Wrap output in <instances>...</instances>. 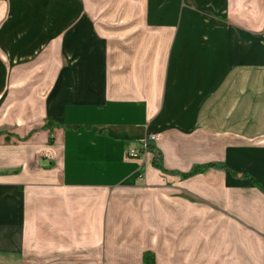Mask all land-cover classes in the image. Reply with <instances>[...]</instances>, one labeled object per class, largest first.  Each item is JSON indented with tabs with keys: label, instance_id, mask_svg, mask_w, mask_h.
<instances>
[{
	"label": "crops",
	"instance_id": "0c3cea01",
	"mask_svg": "<svg viewBox=\"0 0 264 264\" xmlns=\"http://www.w3.org/2000/svg\"><path fill=\"white\" fill-rule=\"evenodd\" d=\"M6 257L264 264V0H0Z\"/></svg>",
	"mask_w": 264,
	"mask_h": 264
},
{
	"label": "trees",
	"instance_id": "16d2710c",
	"mask_svg": "<svg viewBox=\"0 0 264 264\" xmlns=\"http://www.w3.org/2000/svg\"><path fill=\"white\" fill-rule=\"evenodd\" d=\"M149 147L153 148L151 145H149ZM160 152L156 151V156L154 157V160H153V164L154 166H156L157 168H159L160 170H164V168L162 167L161 163H160ZM207 166H215V164H209ZM202 170V167H195L190 173L184 175V177H187V176H191V175H194L198 172H200ZM256 183V182H255ZM257 186H261L260 184L256 183Z\"/></svg>",
	"mask_w": 264,
	"mask_h": 264
},
{
	"label": "built area",
	"instance_id": "2783aa9c",
	"mask_svg": "<svg viewBox=\"0 0 264 264\" xmlns=\"http://www.w3.org/2000/svg\"><path fill=\"white\" fill-rule=\"evenodd\" d=\"M154 138L155 137L152 136L151 140H153ZM143 146H144V148L149 146V140L148 139L144 141ZM127 154H128L129 157H137L138 156V151L135 150V149H129Z\"/></svg>",
	"mask_w": 264,
	"mask_h": 264
},
{
	"label": "rangeland",
	"instance_id": "374dc122",
	"mask_svg": "<svg viewBox=\"0 0 264 264\" xmlns=\"http://www.w3.org/2000/svg\"><path fill=\"white\" fill-rule=\"evenodd\" d=\"M4 261L7 262V264L10 263L9 257L4 258ZM1 263H3V262H1Z\"/></svg>",
	"mask_w": 264,
	"mask_h": 264
}]
</instances>
